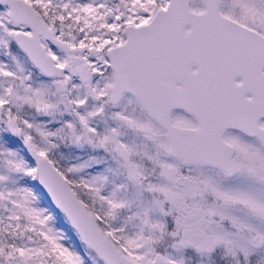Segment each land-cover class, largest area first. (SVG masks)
<instances>
[{"label": "snow or ice", "instance_id": "6c2138e0", "mask_svg": "<svg viewBox=\"0 0 264 264\" xmlns=\"http://www.w3.org/2000/svg\"><path fill=\"white\" fill-rule=\"evenodd\" d=\"M0 264H264V0H0Z\"/></svg>", "mask_w": 264, "mask_h": 264}]
</instances>
